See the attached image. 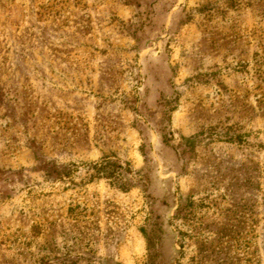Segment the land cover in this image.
<instances>
[{
    "label": "rangeland",
    "instance_id": "rangeland-1",
    "mask_svg": "<svg viewBox=\"0 0 264 264\" xmlns=\"http://www.w3.org/2000/svg\"><path fill=\"white\" fill-rule=\"evenodd\" d=\"M0 264H264V0H0Z\"/></svg>",
    "mask_w": 264,
    "mask_h": 264
},
{
    "label": "trees",
    "instance_id": "trees-1",
    "mask_svg": "<svg viewBox=\"0 0 264 264\" xmlns=\"http://www.w3.org/2000/svg\"><path fill=\"white\" fill-rule=\"evenodd\" d=\"M113 165L114 167L109 166L108 162H105L101 166L98 163H94L92 167L96 170L97 176L104 175L106 178H112L116 173L122 172V170L131 171L130 167L125 168L121 163L114 162Z\"/></svg>",
    "mask_w": 264,
    "mask_h": 264
}]
</instances>
